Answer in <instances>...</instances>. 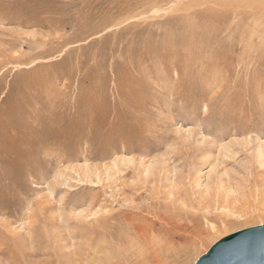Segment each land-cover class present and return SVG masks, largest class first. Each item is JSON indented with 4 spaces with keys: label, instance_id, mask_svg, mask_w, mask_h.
I'll use <instances>...</instances> for the list:
<instances>
[{
    "label": "rangeland",
    "instance_id": "obj_1",
    "mask_svg": "<svg viewBox=\"0 0 264 264\" xmlns=\"http://www.w3.org/2000/svg\"><path fill=\"white\" fill-rule=\"evenodd\" d=\"M263 147L264 0H0V264H194Z\"/></svg>",
    "mask_w": 264,
    "mask_h": 264
},
{
    "label": "water",
    "instance_id": "obj_2",
    "mask_svg": "<svg viewBox=\"0 0 264 264\" xmlns=\"http://www.w3.org/2000/svg\"><path fill=\"white\" fill-rule=\"evenodd\" d=\"M194 264H264V223L221 237Z\"/></svg>",
    "mask_w": 264,
    "mask_h": 264
},
{
    "label": "bare ground",
    "instance_id": "obj_3",
    "mask_svg": "<svg viewBox=\"0 0 264 264\" xmlns=\"http://www.w3.org/2000/svg\"><path fill=\"white\" fill-rule=\"evenodd\" d=\"M173 2V1H172ZM174 3H176V2H173V4ZM175 5V4H174ZM171 6H172V4H171ZM156 9V10H155ZM158 9V10H157ZM154 10L155 11H153V12H156V13H158L161 9L160 8H154ZM258 147V146H257ZM261 148V147H260ZM264 148V147H263ZM262 148V149H263ZM258 150V157L260 158V160L261 161H264V149L263 150ZM119 160V159H118ZM127 159H120L119 161H116L115 160V162H114V165L111 167V169H113L114 171H115V173L117 174L118 172H120L122 169L120 168L121 166L120 165H127V161H126ZM130 161V160H129ZM132 162V161H131ZM263 163V162H262ZM264 164V163H263ZM148 171V170H147ZM87 174H89V175H91L93 172H91L89 169H86V171H85ZM97 176H98V174L96 173V172H94ZM86 174V175H87ZM110 175V173H108V176ZM88 176V175H87ZM230 189V188H229ZM236 190V189H235ZM239 191V190H238ZM238 191H236V192H238ZM232 192V191H231ZM225 193V192H224ZM241 193V192H240ZM239 193V194H240ZM208 198H209V195H208ZM209 200H211V199H209ZM226 200H227V202H229L228 204H230L229 206H226V207H218V210L219 211H226L228 208H230V206L232 207V208H230L228 211H229V214H226L225 213V215L227 216V215H232L233 217H236V218H241V217H243L244 216V214H242V213H236V212H233V210L232 209H234L235 208V210H237L236 209V207H237V205L239 204V203H241V205L242 206H246V205H248V204H251L250 203V200L251 199H249V197H247V196H244V198H241V197H239V196H234L233 198L232 197H230V195L228 194L227 195V197H226ZM207 201V200H206ZM255 201V200H254ZM243 203V204H242ZM263 203H264V201H263ZM240 205V206H241ZM264 205V204H263ZM238 208H240V207H238ZM248 208H250V207H248ZM251 209V208H250ZM254 211V210H253ZM212 229L214 230L215 229V227H212Z\"/></svg>",
    "mask_w": 264,
    "mask_h": 264
}]
</instances>
